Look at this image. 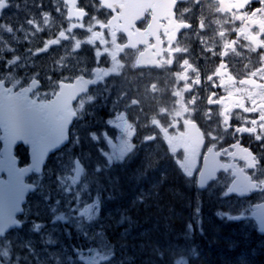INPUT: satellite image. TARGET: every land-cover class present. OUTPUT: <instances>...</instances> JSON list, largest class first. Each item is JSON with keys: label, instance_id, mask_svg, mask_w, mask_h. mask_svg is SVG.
Listing matches in <instances>:
<instances>
[{"label": "flooded vegetation", "instance_id": "1", "mask_svg": "<svg viewBox=\"0 0 264 264\" xmlns=\"http://www.w3.org/2000/svg\"><path fill=\"white\" fill-rule=\"evenodd\" d=\"M219 4L220 11L230 17L226 27H231L232 21L236 27L223 45V57L213 55L202 39L211 36L215 29L210 23L213 16L203 7L204 0L199 3L196 0H0V79L17 89L39 79L41 86L32 96H39L41 100L56 95L64 84L87 79L96 81L74 101L77 118L71 140L51 154L43 174H32L29 181L34 183L35 189L26 200L19 204L20 199L10 200V195L0 194V264H36L39 248L43 250V264H54L58 261L54 257L50 259V255L57 247L79 256L85 264H105L110 257L99 259L97 256L112 254V251L104 253L94 249H104L106 241L110 244V237L106 236V232H110L109 223L116 228L114 242L119 249L115 248V253L124 254L127 241L122 235L123 225L111 217L110 208L127 211L128 200L132 202L130 195L117 187L108 188L103 194L109 198L106 204H101L98 201L100 187L83 185V181L85 174L92 171L97 172L102 183L108 177L128 174V158L132 154L137 157L138 168L134 167L136 172L131 174L145 176L137 187L157 191L161 187L172 188L154 182L160 155L165 161L171 159L169 154L179 155L180 160L190 153L193 170L197 173L198 163L209 148L220 151L221 160L230 168L220 172L217 181L204 191L188 194L191 212L195 205L190 203L197 198L196 193L199 194L197 203L208 212L210 203L217 199L212 186L226 177L229 182L224 187L225 198L241 197L228 192L236 168H244L259 184L264 183V177L257 174L264 164L260 129L264 123V100L252 103L256 88H264V61L260 59L264 55V0H219ZM202 15L205 18H201ZM4 45H14L16 51L27 55L28 62L38 60L39 63L28 69L17 68L20 55L11 53L13 50L5 49ZM250 48L255 50L250 51ZM214 51H221L219 44ZM23 72L24 78L21 77ZM21 79L26 81L22 83ZM59 106L64 108V104ZM192 122L203 134L202 145L191 139ZM111 130L117 136L113 137ZM94 133L106 139L110 148L115 143L126 150L112 163L107 159V169L103 161V140L96 139ZM179 143L181 145L175 148ZM238 144L253 151L254 168L239 157V152L235 151ZM2 147L0 131V157ZM31 151L30 144L19 143L15 147L21 166L30 163ZM57 159L63 164L71 159L69 171L76 172L82 186L76 185L73 189L66 186L67 194L63 195L62 188L53 185L49 191L55 189L59 204L62 198L71 197L72 201L58 212L60 215L50 217L45 215V203H39L48 194L47 186L40 179L49 173V167ZM260 195H264V191L243 199ZM149 199L143 202L147 208L135 218L148 224L156 218L166 219L157 213L155 205L149 204ZM263 201L264 196L256 199L253 206ZM180 204L168 207L180 210ZM70 207H75L74 211H69ZM191 212L186 214V222ZM177 213L167 218L170 223L174 224L175 219L179 224L184 222L182 212ZM70 215H76L75 219L79 218L83 226L79 228ZM58 222L64 234L51 236L50 229ZM198 222L205 220L199 216ZM140 224L149 229L147 223ZM34 225L38 228L33 230ZM143 231L137 228L139 244L145 241ZM29 236L40 237L37 250L29 247L33 244L28 243ZM263 236L264 232H259L256 225L249 242L233 233L230 244L222 249L218 244L221 245L223 232L213 231L211 242L193 244L185 242L186 234L180 231L171 244L180 250L196 251L195 258L187 257L184 264H264ZM156 242L154 239L146 241L149 248L154 247L146 248L145 252L158 251ZM214 253L221 255V263ZM175 262L183 264L180 259Z\"/></svg>", "mask_w": 264, "mask_h": 264}, {"label": "rangeland", "instance_id": "2", "mask_svg": "<svg viewBox=\"0 0 264 264\" xmlns=\"http://www.w3.org/2000/svg\"><path fill=\"white\" fill-rule=\"evenodd\" d=\"M31 28L33 29V26H31ZM5 49H12L13 51L11 53L15 54V55H20L19 56V61L17 62V68H25L28 69L30 65L32 64H38V60H34L31 62H28V59L26 58L27 55H24L17 50V47H15L14 45H12V47L9 45H4ZM22 54V55H21ZM21 77H25V72L22 73ZM48 81H50L48 79ZM259 100H264V88L263 87H257L256 91L254 93V97L252 100V103H256ZM130 118V117H128ZM133 119V118H132ZM130 120V119H129ZM261 132H262V136H263V147H264V123L261 125L260 127ZM96 139H101L103 140V150L102 153L104 155V163L106 164V169L108 168V162L107 159L109 160V162H114L115 158L118 157L121 153L125 154L126 150H124L123 148L117 146L115 143L111 144V148L109 143L106 141V139H102V136L100 134H93ZM111 135L113 137L117 136L116 133H114L111 130ZM181 144H176L175 148H177L178 146H180ZM63 156V155H62ZM179 155H177L175 157V159H179L178 158ZM262 157L264 158V148L262 149ZM192 158L193 156L190 155V153H187L185 155L184 159H180L179 161V166H181L182 171H184V174L186 175L184 178L189 179L190 181V185L191 186H195L196 185V179H194L195 177L197 178V176H195L197 173L194 172L193 170V165H192ZM59 159V158H58ZM55 160L52 164L51 167H49V173L42 177L40 179V182L45 184L47 186L48 189V194L43 197L39 203L42 205V202L45 203L44 205V209L47 212L45 215H49L50 217H54L57 215H60L58 212H60V210L62 208H64L66 205H69L72 201V198L69 197L67 199L62 198L60 201L62 202L61 204H59V197H58V193L55 192H50L49 190L52 189L53 185H59V188H62V192L63 195L67 194L66 192V186H68L70 189H73L76 185H78V188H80L82 186V184L80 185L78 183V176L76 174V172H70L69 168L71 167V163L69 159L68 161H66V164H63L61 160ZM107 173H110L109 171H107ZM258 176L260 178L264 177V164L262 165V168H260V172L257 173ZM102 178L97 177V172L96 171H92L86 174V179L83 181V185H94V186H98L101 189V193H99V197H98V201L101 204H106L107 199L109 198V196L105 197L103 194L104 190H108V188H111L112 190H114L116 187L119 188L120 190L124 191L126 190V194L130 195V198L132 199V207L125 209L127 211H123L122 210H117L118 207H116V209H111V217L115 220V222L117 224L123 225V228L121 229L122 231V235L123 238L127 241L126 244L124 245V247L129 248L130 246H133V249L131 250V252H128L127 254H116L115 252V248L119 249V246L114 242V240L112 239V234L114 232V224L113 223H109L110 226V232L107 233L106 232V236L107 238L110 237V244H107V241L104 244V249L98 248L96 247L94 250H100L104 253H108L112 251V254H99L97 257L100 259H107L108 257H110L109 262H106L105 264H126V261L130 260L133 261L132 258H137L140 254H142L143 257V264H170L171 260L166 257L162 252H158V251H154L152 258L146 259L145 256L143 255V253L145 252L146 248L147 249H152V247H154L153 245L151 246V248H149L146 244V241L150 242L153 241V239H156V234L160 235H164L166 237H170L169 232H171V227H169L167 222H163L161 223L160 220L158 218L154 219V221L152 223H150V226L148 224L147 221H142L141 219H136L134 215L129 214V209H133V211L136 212H140L142 209H144L145 204H143V202H145L146 198H150L155 200V192L153 191H148L145 190L144 188H140L137 187V185L139 184L138 179L136 178L133 189L130 191L128 190V188H126L124 186V181L125 179H117V177L115 176H111L108 177L106 179L105 183H102L101 181ZM131 181L133 179H130ZM229 182V178H224L223 180L217 182L215 185L212 186L211 191H213L215 193V196L217 197V199L213 200L210 203V207L208 212H204V210L201 208L200 204L197 203V199L199 198L198 195L196 193L195 196H197V198L195 197V201L191 202L190 204H194V208H192L193 213L195 214L194 217L189 218L188 223H192L193 221H196V225H198V221H199V216L205 220V222L212 220V214L213 212L216 215H220L223 220L219 221V225L214 226L216 230H220L222 226H226L227 224H235L236 226L239 225L238 227H235V229L233 230V232L237 233L240 237H242L243 239H245L246 242L250 241V235L254 230V226L256 227V222L255 219L253 217L254 212H255V208L253 206V202L258 199L263 197L264 195H260V196H255L252 199H246L244 200L242 197H238L237 200H229L225 198V192H224V187L225 185ZM122 191H119L121 194H123ZM101 194V195H100ZM103 194V195H102ZM124 195V194H123ZM111 198H113V195L110 196ZM218 203L219 208L221 210H217L218 205H216ZM142 205V207H138ZM39 206V205H38ZM166 207V206H165ZM75 207H70L68 210L69 211H74ZM115 210V211H114ZM163 211L165 212L166 209H163ZM168 212H171L170 215L168 217H174L176 216V211L172 208H167ZM114 212H117L118 214H115ZM151 213V212H150ZM152 214V213H151ZM239 215V219L235 220V217ZM71 219H75V217H77L76 215L71 216ZM252 218V219H251ZM76 220V224L77 226L80 228L82 227V223L79 222V218L75 219ZM205 222L202 223L201 226V230L203 231V225H205ZM140 223H147L149 229H144L143 231V235L145 236V241H143V243L139 244L138 239L140 237L139 234H137V228L140 226ZM212 223H210L211 225ZM54 227L50 229L49 234H51V236H55L59 235L62 236L64 234V229L61 227V223H54L53 224ZM143 225V224H141ZM221 225V226H220ZM43 226V225H42ZM219 226V227H218ZM38 227L36 225L33 226V230L37 229ZM165 228V229H164ZM173 228H176V230L181 229V227L179 226V223L176 221V219L174 220V224H173ZM218 228V229H217ZM135 229V230H134ZM187 231H190L189 229H187ZM43 235V232L40 233V236ZM30 238L28 240V243L30 241H32V245H29V247H31L32 249H36V244L37 242L40 240V237H28ZM27 238H24V241L27 242L26 240ZM57 240H59V238H56ZM264 239V236H263ZM171 246H173V244H171ZM63 247H57L53 250V253L50 255V259L52 257H54L56 259V263L54 264H85V261L82 260V258H80L79 256H72L70 255L67 250H64L63 252L60 251L62 250ZM37 250V249H36ZM139 250V251H138ZM187 249H184L183 252L184 253H178L176 256L173 257L172 255V251L169 253L170 258H174L175 261H178L180 258H182L183 256H185V252ZM39 256L38 261L36 262V264H43V250L41 248H39L36 252ZM147 253V251L145 252ZM160 253V255L158 256V254ZM187 262V257L184 258L183 260V264ZM231 262V261H230ZM174 264H181L180 262H175ZM189 264V263H187Z\"/></svg>", "mask_w": 264, "mask_h": 264}, {"label": "water", "instance_id": "3", "mask_svg": "<svg viewBox=\"0 0 264 264\" xmlns=\"http://www.w3.org/2000/svg\"><path fill=\"white\" fill-rule=\"evenodd\" d=\"M3 82L0 83V88L3 87ZM5 96L4 93H0V98ZM57 96L51 101V103L55 104L57 100ZM8 100H4V105H15L11 107H7L6 110H0V127L4 129V137L7 142H9L10 138L13 136V133L17 136L16 142L19 140H24V135L29 136V130H31V136H35L40 134L37 130L41 128L42 122V109L47 107V104L44 107H41L42 104H39L37 101L32 102V109L29 106H26L25 99H22L19 94H10ZM31 109V114H29V110ZM28 111V113H27ZM5 112V114H3ZM16 115V116H15ZM65 130H68V126H65ZM67 139V133H64L62 141L64 142ZM45 152L43 159L45 158ZM17 160L13 156V149L11 158L8 152H6L5 158L0 161V174L3 170H5L8 174V180H6L7 184H21L24 183V177L31 172V169L34 166H37V158L33 159V164L30 167L18 169L17 168ZM221 168V166L216 163L215 158L209 155L206 158V162L204 165V170L200 175L199 185H206L211 179L216 177V173ZM14 171H20L21 175L15 174ZM245 182V180H244ZM242 183V181L240 182ZM260 225L264 226L263 216L258 218Z\"/></svg>", "mask_w": 264, "mask_h": 264}, {"label": "clouds", "instance_id": "4", "mask_svg": "<svg viewBox=\"0 0 264 264\" xmlns=\"http://www.w3.org/2000/svg\"><path fill=\"white\" fill-rule=\"evenodd\" d=\"M197 3L200 2V0H196ZM205 11L208 13V15L213 16L212 20L210 21L211 25H215V29L211 36L203 37L202 39L208 44L209 50L213 51V55H219L223 57L224 55V48L223 45L225 42L228 41V36L232 31H236L235 22L232 21L231 27H226V25H229L230 23V17L229 15L223 13L220 11V4L219 0H204L203 5ZM190 10V9H189ZM218 13V15H216ZM201 18H205L202 17ZM223 33V35H221ZM217 44H219V47L221 48V51L216 52L214 49L217 47ZM255 49H251L250 51H254ZM230 52H232L235 55H241V53L236 52L234 49H229ZM262 61H264V55L260 57ZM247 66V65H246ZM197 74V79H198ZM181 100V104H182ZM211 135V133H209Z\"/></svg>", "mask_w": 264, "mask_h": 264}, {"label": "bare ground", "instance_id": "5", "mask_svg": "<svg viewBox=\"0 0 264 264\" xmlns=\"http://www.w3.org/2000/svg\"><path fill=\"white\" fill-rule=\"evenodd\" d=\"M214 226H216V225H214ZM221 226V225H220ZM239 225H237V227H238ZM219 227V226H218ZM215 228V227H214ZM165 229V228H164ZM218 229V228H217ZM170 234V233H169ZM230 244V243H229ZM213 256H215V257H217V262H219V263H221V255L220 254H218V253H214V255ZM231 258V257H230ZM229 258V259H230ZM232 259V258H231ZM222 261H224V260H222Z\"/></svg>", "mask_w": 264, "mask_h": 264}, {"label": "trees", "instance_id": "6", "mask_svg": "<svg viewBox=\"0 0 264 264\" xmlns=\"http://www.w3.org/2000/svg\"><path fill=\"white\" fill-rule=\"evenodd\" d=\"M180 180H181V178L179 177H176V182H180ZM184 182V181H183ZM169 202H171V204H169ZM168 202V206H171V205H174V206H176V207H178V203L177 202H175V201H169Z\"/></svg>", "mask_w": 264, "mask_h": 264}]
</instances>
